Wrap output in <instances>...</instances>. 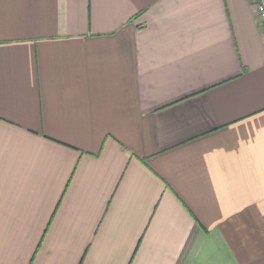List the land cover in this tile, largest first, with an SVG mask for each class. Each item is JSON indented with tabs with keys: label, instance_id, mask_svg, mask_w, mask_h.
Masks as SVG:
<instances>
[{
	"label": "crops",
	"instance_id": "obj_1",
	"mask_svg": "<svg viewBox=\"0 0 264 264\" xmlns=\"http://www.w3.org/2000/svg\"><path fill=\"white\" fill-rule=\"evenodd\" d=\"M0 264H264L249 0H0Z\"/></svg>",
	"mask_w": 264,
	"mask_h": 264
},
{
	"label": "built area",
	"instance_id": "obj_2",
	"mask_svg": "<svg viewBox=\"0 0 264 264\" xmlns=\"http://www.w3.org/2000/svg\"><path fill=\"white\" fill-rule=\"evenodd\" d=\"M254 6L259 28L264 36V0H249Z\"/></svg>",
	"mask_w": 264,
	"mask_h": 264
}]
</instances>
